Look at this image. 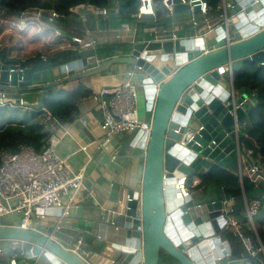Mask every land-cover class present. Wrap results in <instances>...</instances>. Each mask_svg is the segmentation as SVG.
Wrapping results in <instances>:
<instances>
[{"label":"water","instance_id":"water-1","mask_svg":"<svg viewBox=\"0 0 264 264\" xmlns=\"http://www.w3.org/2000/svg\"><path fill=\"white\" fill-rule=\"evenodd\" d=\"M233 1L227 24L214 38L151 39L104 60H97L94 50H82L50 69L51 82L45 71L33 72L0 54V91L20 94L99 76L113 66L140 68L145 110L151 116L149 136L137 133L130 146L137 181L128 192L122 245L82 259L61 238V229L37 232L0 225V252L17 240L29 245V264L39 258L49 264H98L99 259L102 264H220L230 257L229 243L222 238L226 218L221 201L175 200L173 185L177 177L194 178L213 166L227 169L239 161V143L229 133L254 105L245 94L234 93L232 78L231 84L222 83L216 70L229 67L233 74L248 62L263 66L264 0L256 5L254 0ZM174 11L188 12L189 7L177 5ZM220 86H228V93L220 94ZM56 212L59 217L60 210Z\"/></svg>","mask_w":264,"mask_h":264},{"label":"trees","instance_id":"trees-1","mask_svg":"<svg viewBox=\"0 0 264 264\" xmlns=\"http://www.w3.org/2000/svg\"><path fill=\"white\" fill-rule=\"evenodd\" d=\"M203 1L208 7V18L218 21V17L222 14L221 0ZM80 6L108 9L107 20L99 18L101 27L118 28L121 24L127 23L134 26L137 31L153 27L169 29L174 17L188 14V12L175 11L168 14L161 9L158 0H154L155 16L153 18L146 17L142 22L132 17L137 14L140 8L139 0H0V38L11 33L20 39L22 51L29 53L44 46L48 37L52 44L50 49L43 47L41 52L26 61L27 66L33 72L38 70L47 72L51 68L68 63L73 59L71 56L77 49H70L71 47L75 48L71 42L72 37L85 39L82 19L73 12ZM31 8L53 11L58 15V18L48 24L50 29H41L40 31L39 23L19 19L22 12ZM46 19V16L42 17L43 22H46ZM93 22L91 24L94 25ZM189 26L190 24L185 25L178 35L180 37L193 35V31H189ZM54 30H58L61 37H53ZM140 38V35L136 36V40H140ZM66 45L68 47L60 49ZM128 48V44L105 43L97 44L94 51L98 60H104L117 54H123ZM231 78L236 91H249L255 95V105L246 117L249 126L248 133L246 137L238 138L239 146L243 151L249 153L251 158L258 156L264 160V64L259 66L256 63L248 62L244 68L233 71ZM92 96L93 93L81 85L79 80H72L45 89L40 97L38 110L26 111L23 106L18 105H14L12 108H0V151L4 150L14 154L18 152L19 146L26 145L32 147L36 152H41L50 134L46 117L55 120L59 125L68 123L78 114L80 102ZM197 177L199 183L196 186H193L192 178H187L186 185L189 190H202L207 195L221 197V201L233 199L231 216L236 221L241 235L250 240L252 249L256 252V257H250L238 234L233 230L224 229L222 238L231 244L233 250L229 259L249 258L250 264H258L255 259L263 257L261 253L257 254L261 252L258 251L259 245L264 250L262 230L264 185L255 184L245 176L240 177L236 172L235 163L227 169L213 166L198 174ZM252 200H259L260 206L253 217V224H250L246 216V204ZM0 264L5 263L0 262Z\"/></svg>","mask_w":264,"mask_h":264},{"label":"built area","instance_id":"built-area-1","mask_svg":"<svg viewBox=\"0 0 264 264\" xmlns=\"http://www.w3.org/2000/svg\"><path fill=\"white\" fill-rule=\"evenodd\" d=\"M140 8L137 14L132 17L141 20L145 16L154 17V0H139ZM160 7L168 14H172L175 6H188V23L191 26L193 35L189 37H180L178 32L168 28L153 27V39L163 41H180L192 38L208 37L213 31L222 26H216L214 19L208 18V7L203 0H158ZM245 0H239L243 3ZM258 0H254L251 4L256 5ZM236 3L233 0H221L222 14L218 17V21L223 20L224 25L228 22L227 12L233 9ZM197 8V12L193 9ZM87 10L95 16L105 18L108 9H97L88 7ZM46 16V22L42 21V17ZM58 15L53 11H45L42 9L31 8L22 12L19 16L21 21L32 20L39 24H43L48 28ZM202 20H199V19ZM202 24V26H200ZM132 27L123 23L114 29L113 40L118 43L122 40L123 34L133 33ZM55 37H61L58 30H54ZM71 42L81 50H93L98 42L94 39L85 40L81 37H72ZM220 76H232L229 67H221L216 70ZM137 73H141L140 68H134L132 72L127 74V79L118 86L112 88H102L92 98L99 106L101 112L100 130L103 134L104 141L109 142L113 137L123 133H142L149 136L151 131V116L149 120L140 119L138 106V86L134 83L133 78ZM15 101L10 99L4 91H0V108H12ZM18 106H23L22 102ZM48 122V130L50 132L45 147L41 152H36L32 147L21 145L18 152L10 154L4 150L0 151V223L1 219L15 218L9 220L4 226L17 227L23 230H31L41 232L39 228L46 219L50 211L60 210V216L55 224L56 230L60 229L62 221L69 216L70 209L73 204L74 195L83 187L85 177V166L78 170H73L68 163V158H62L58 155L57 148L61 143L62 135L56 133L57 125L55 120L46 117ZM239 123L234 122L230 131V135L234 136L238 142ZM78 151L86 152L87 147H80ZM243 158L239 147V176L247 177L251 182L257 184L261 179L263 167L259 162L249 166L242 165ZM187 178L185 176L177 177L174 183V199L188 200L191 192L188 189ZM196 181L192 180V184ZM89 196H93L90 191ZM66 199V200H65ZM131 198L128 194L119 201L118 210L111 211L112 219L109 225L114 231H119L120 226L116 220L120 216H124L129 210L128 203ZM223 213L226 218L224 229L235 231L241 238L244 247L250 257H254L256 252L252 249L251 242L247 237H243L237 228V223L232 218L233 199L221 201ZM231 204V205H230ZM260 206L259 200H252L246 204V216L248 222L253 224V217L256 215ZM48 212V213H46ZM1 225V224H0ZM82 241L77 240L72 252L83 259V255L79 252ZM8 249L12 252L13 258L9 260V264H17L16 258L23 257L30 251L27 243L17 240L9 241ZM258 251H263V247L259 245ZM228 259V258H227ZM225 264H250L249 258L238 260H227Z\"/></svg>","mask_w":264,"mask_h":264},{"label":"crops","instance_id":"crops-1","mask_svg":"<svg viewBox=\"0 0 264 264\" xmlns=\"http://www.w3.org/2000/svg\"><path fill=\"white\" fill-rule=\"evenodd\" d=\"M88 7L89 6L78 7V9H84V13H76V10L73 11L82 19V22L84 24V37L96 40L98 42V45L105 43H115V41L113 40V36L115 34L114 29L116 28H111L108 26L101 27L99 25V18L101 17H97L89 12L87 10ZM189 15L190 14L188 13L186 15L174 17L171 28L169 29H172L179 33L180 30H183L185 28V25L188 26ZM146 17L150 16H145L138 21L142 22ZM103 19L106 21L107 16ZM91 22H93L94 25L91 24ZM131 27L134 32L130 34H123L122 40L118 43L130 45L136 42L148 41L153 39V28L145 29L143 31H137L134 26ZM22 28H20V30H22ZM188 28L190 31L191 26H189ZM41 29L48 30L50 28L43 24H40L39 30L41 31ZM9 34L10 33H7L0 38V54H4L6 55L7 59L14 60L19 63L23 62L26 64L27 59L41 52L43 47H45L46 49H50V47L52 46L47 37L44 46H40L30 51L29 53H24L22 51V43L20 39ZM137 35H140V40H136ZM215 36L216 35L213 31L209 35V38H214ZM66 47H68V45H66L65 47H61L60 49ZM70 49H77L75 54L71 56L72 58L77 57L78 54L82 51L77 46H75V48L71 47ZM45 51L50 52L52 50ZM26 67L29 68L27 64ZM132 71L133 69L127 68L125 66H113L99 76L84 78L79 80V82L86 89L90 90L93 95H95L102 88H112L120 85L121 83L126 81L127 74ZM46 73L48 81L51 82L53 80V77L50 74V70ZM143 79L144 76L141 73H137L134 76L133 81L138 86V112L140 119L143 121H148L149 114H147L145 110L144 94L140 86V83ZM221 82L225 83L226 85L231 84L230 77L227 74L221 76ZM34 86H36V83H34ZM37 86L39 85L37 84ZM225 86H220V94L228 93L227 88L229 87ZM44 91L26 92L23 94H20L18 92L6 91L5 93L10 99L14 100L15 102L17 99H21L23 107L27 111L39 109L40 97ZM233 91L238 96L245 94L251 104L255 105V95L253 93L249 91H236L235 89ZM15 105L17 104L15 103ZM250 110L251 108H249V112ZM248 113L239 123L238 138L247 136L249 126L247 124L246 117ZM100 120L101 112L99 106L92 97H89L80 102L78 106V114L72 121L62 124L59 127L57 125L54 126L58 135H62L64 132L67 133L61 140V143L58 145V155L62 158L67 157L68 163L73 170H78L81 167L85 166L83 187L77 194L74 195V200L70 209L69 216L62 221V224L60 226V235L65 242H71L73 246L76 245L77 240H81L82 243L79 247V252L86 257L90 256L91 254H98L106 246H119L123 244L124 234L120 229L123 226L124 216H120L119 218H117L116 222L120 226V229L116 232L109 225V222L112 219V217L110 216V212L118 210L119 201L123 199L130 190L134 191V187L137 181V165H134V162L137 161V159H134L131 156L132 149L130 147L136 133H123L113 137L109 142H105L103 134L100 130ZM83 146L87 147V151H78L79 148ZM240 151L241 157L243 158V166H249L256 162H259L262 165L263 170L261 179L257 184L264 185V160L260 159L258 156H256L255 158H251L248 155L249 153L243 151L241 147ZM235 164L236 172L239 175L241 169H239L238 163ZM192 180L196 181L193 186H196L199 183L197 175L192 178ZM90 191L93 194L92 197L89 196ZM190 192L191 197L188 201H191L195 204L221 201V197L217 198L214 195H207L202 190H190ZM14 219L15 218L1 219L2 222L0 224L4 225L9 220ZM58 219L59 218L57 217L56 210L50 211L39 230L41 232H45L47 230L55 228V224ZM262 230L264 234V217ZM229 247L230 253H232L233 250L231 244H229ZM260 253L263 257L261 259L256 258L255 260L258 261V264H264V250L262 252H258L257 254ZM11 258H13V254L9 249L4 252H0V262L9 264V260ZM102 260L103 259L97 260V263L102 264ZM227 260L231 259L226 258L222 260L220 264H225ZM16 262L17 264H29L25 256L16 258ZM35 264L49 263L45 259L39 258ZM115 264L120 263L116 262Z\"/></svg>","mask_w":264,"mask_h":264},{"label":"rangeland","instance_id":"rangeland-1","mask_svg":"<svg viewBox=\"0 0 264 264\" xmlns=\"http://www.w3.org/2000/svg\"><path fill=\"white\" fill-rule=\"evenodd\" d=\"M74 10H76V13H84L85 12V10L84 9H81V8H76V9H74ZM228 20H229V18H228ZM216 26H223L224 25V21L223 20H220V21H217L216 23ZM230 25V24H229ZM229 27H231V26H229ZM47 30V29H46ZM9 35H12L11 33L9 34ZM53 37H54V34H53ZM6 219V218H5Z\"/></svg>","mask_w":264,"mask_h":264},{"label":"flooded vegetation","instance_id":"flooded-vegetation-1","mask_svg":"<svg viewBox=\"0 0 264 264\" xmlns=\"http://www.w3.org/2000/svg\"><path fill=\"white\" fill-rule=\"evenodd\" d=\"M165 264V263H164Z\"/></svg>","mask_w":264,"mask_h":264}]
</instances>
